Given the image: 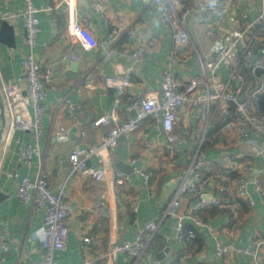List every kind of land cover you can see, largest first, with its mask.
I'll return each mask as SVG.
<instances>
[{
  "label": "crops",
  "instance_id": "0c3cea01",
  "mask_svg": "<svg viewBox=\"0 0 264 264\" xmlns=\"http://www.w3.org/2000/svg\"><path fill=\"white\" fill-rule=\"evenodd\" d=\"M107 1L111 17L121 29H130L132 35L122 33L117 40L110 42L107 27L91 10L89 0H77L79 14L91 24L98 45L90 51L81 50L77 43L72 45L71 54L81 58L72 75H67L70 62L63 61L69 46L63 9L38 14L40 31L34 56L40 63L42 75L52 72L53 82L52 85L45 83L47 93L42 102L40 160L33 157L29 168L19 161V153L30 139L29 132L16 130L7 148H0V193L5 196L0 202V229L9 242V251L0 254V264H29L41 256V246L34 240L41 225V212L35 208L33 199L23 204L15 193L20 178L35 179L40 161L50 189L54 194L62 193L72 209L66 221L69 230L66 247L55 253L56 264H76L84 258L95 259L96 264H148L152 260L162 264H222L214 254L217 240L237 248V252L231 255L233 264H264V245L253 246L252 253H244L253 242L264 244V199L255 194L251 184L254 178L264 181V158L250 156L249 149L235 137L222 139L218 131L219 136L211 149H205L204 157L209 164L203 171L204 182L198 185L199 196L220 199L221 205L206 208L198 214L211 231L196 226L192 220L183 219L184 228L195 231V238L184 243L174 239L176 219L163 217V214L188 166L186 150L189 145L181 141L178 152L169 154L165 134L156 122L140 121L132 134L121 137L117 147L104 154L106 177L103 181L70 175L68 156L73 148L95 144L107 135L108 128L91 127L96 117L114 111L117 123L134 119L136 113L129 109L127 97L142 98L160 91L161 75L171 45L170 34L159 22L151 0ZM184 2L190 5L193 0ZM53 3L54 0H34L38 7ZM21 8L22 0H0V14H15L7 20L11 25L8 24L9 28L0 36V89L3 84L16 85L21 72L20 64L26 52ZM200 34L196 36H203ZM143 42L151 44L145 59L138 61L119 54ZM43 44H47L46 49ZM116 63L132 71V85L127 95L119 98L117 107L114 89L103 85L105 77L114 76ZM64 99L72 105L71 114L65 109ZM194 114L193 110L185 109L178 114L174 133L181 140L189 132L195 138L198 124ZM222 153H242L250 164L252 208L236 198L235 173H229L217 162ZM90 164L97 166L99 157H92ZM116 172L128 177L120 197L114 193ZM143 173L151 176L147 186L141 176ZM102 193L106 195L107 217H100L92 211ZM198 199L183 198L179 213L185 217L189 206ZM155 215L161 217L158 229L148 236L146 249L137 261H132L124 253L112 258L107 256L111 246L132 240L138 228ZM83 238L90 239L85 252L80 248Z\"/></svg>",
  "mask_w": 264,
  "mask_h": 264
},
{
  "label": "built area",
  "instance_id": "2783aa9c",
  "mask_svg": "<svg viewBox=\"0 0 264 264\" xmlns=\"http://www.w3.org/2000/svg\"><path fill=\"white\" fill-rule=\"evenodd\" d=\"M91 10L98 14L99 19L107 27L108 39L114 42L123 33L132 35L130 29H121L120 24L111 17L107 0H89ZM151 6L158 12L159 22L166 27L171 37V45L166 57V66L161 75L160 91L146 94L142 98L127 97L129 109L135 111L136 117L117 123L114 111L96 117L91 127L94 129L108 128L106 137L89 146H76L68 156L70 175H79L101 182L106 177V160L104 154L115 149L121 137H127L144 119L156 122L164 132L169 154L178 152V144L183 140L174 133L177 116L181 110H193L198 124L199 138L197 149L188 146L186 150L188 166L180 184L174 191L163 217L176 219L174 239L180 243L195 238L194 229H185L183 219H189L198 227H206L198 214L211 207H219L220 199L199 198L198 185L203 181V171L208 167V160L201 154L207 136L218 118L226 121L220 127L221 138H237L242 146L249 149L250 156L264 158V112L255 105L258 96L264 95V0H193L188 5L184 0H151ZM63 9L66 26L65 34L69 42L65 62H78L80 56L71 54L75 43L81 50L90 51L98 45L92 26L79 14L77 0H54L53 4L36 6L34 0H22L20 17L25 32L24 44L26 52L21 60V72L17 84H3L0 89L5 117L8 121L2 135L0 148H7L13 132L16 130L29 132L30 139L19 153V161L26 167L31 166L33 157L41 158L39 144L42 138V102L47 93V85H52L51 71L42 75L40 63L35 59L34 49L40 31L38 14L54 13ZM15 14L2 13L0 20L7 21ZM192 18L194 25L203 26L200 32L210 41L208 48L211 61L204 62L197 48L193 45L187 30V20ZM11 25V24H9ZM200 34V35H201ZM148 42L139 43L131 49L122 50L119 54L125 58L143 60L150 53ZM47 48V44H43ZM224 70L226 78H222ZM131 70L123 69L118 63L114 67V76L105 77L103 85L112 88L116 93L115 107L119 98L127 95L131 87ZM248 83V84H247ZM243 96L242 101L240 98ZM65 109L71 114L72 105L64 99ZM186 121L188 118L185 117ZM187 127L190 126L186 122ZM198 136V137H197ZM187 144V143H186ZM224 153V152H223ZM219 154L217 162L229 173H235L234 194L245 201L250 208L254 201L249 193V176L252 168L244 160L242 153ZM92 157H99V164H90ZM89 162V163H88ZM145 186L148 185L150 174H141ZM128 177L116 172L113 180L114 193L121 196V190ZM204 182V181H203ZM252 189L264 199V181L254 178ZM17 198L26 204L33 199L35 208L41 212V225L36 231L34 240L41 246V256L29 264H56L54 255L66 247L68 238L67 219L72 213L70 205L65 202L63 194H54L50 189L47 175L39 162L34 180L22 177L18 180L15 190ZM183 198H196L189 206L184 217L179 213ZM92 211L100 217H107L106 195L100 194ZM160 216L155 215L138 228L132 240L123 241L110 247L109 258L124 253L132 261H137L143 254L148 243V236L154 234L159 226ZM89 238H83L80 246L88 251ZM264 245L253 242L244 253H252V247ZM9 251V242L0 229V254ZM237 248L228 242L216 241L214 254L222 264H233L231 255ZM76 264H96L92 258H84ZM148 264H162L152 260Z\"/></svg>",
  "mask_w": 264,
  "mask_h": 264
},
{
  "label": "rangeland",
  "instance_id": "374dc122",
  "mask_svg": "<svg viewBox=\"0 0 264 264\" xmlns=\"http://www.w3.org/2000/svg\"><path fill=\"white\" fill-rule=\"evenodd\" d=\"M162 25V24H161ZM164 29H166V27L164 25H162ZM187 30L189 32L191 41L193 43V45L195 47H197L201 58L204 62L207 61H211L212 57L209 56V52H208V48L210 45V41L206 39V37H197L196 34L198 35V33L200 32H204V27L199 25L198 27H196L194 25V21L192 18H189L187 20ZM196 33V34H195ZM222 74V78L225 79L226 78V73L224 70L221 71ZM248 84V83H247ZM243 96L240 98V101H242ZM198 136H200L202 133L199 131H196ZM197 136V137H198ZM182 140L184 143H187L188 145L192 146V148L197 149L198 145H199V138H193V134L192 132L186 133L185 136L183 135ZM205 152V148H203V150L201 151V154H203Z\"/></svg>",
  "mask_w": 264,
  "mask_h": 264
},
{
  "label": "trees",
  "instance_id": "16d2710c",
  "mask_svg": "<svg viewBox=\"0 0 264 264\" xmlns=\"http://www.w3.org/2000/svg\"><path fill=\"white\" fill-rule=\"evenodd\" d=\"M255 105L258 107L260 111L264 112V95H260L257 97L255 101ZM228 121H229L228 119L226 121L223 117H221V118H218L216 122L213 123V127L209 131L208 136H207L208 139H207V147L205 148L206 150L211 149V147L213 146V144L215 143V141L217 140L219 136L218 131L220 130V127H222Z\"/></svg>",
  "mask_w": 264,
  "mask_h": 264
},
{
  "label": "water",
  "instance_id": "95a60500",
  "mask_svg": "<svg viewBox=\"0 0 264 264\" xmlns=\"http://www.w3.org/2000/svg\"><path fill=\"white\" fill-rule=\"evenodd\" d=\"M9 28L8 24L5 21L0 20V36L1 34ZM65 63V62H63ZM78 67V63L73 61L69 63V67L67 70V75H72V72L76 71ZM5 122H6V117H5V112H4V105L2 101V97L0 94V144L2 140V135L5 127ZM124 169V167H122ZM3 197H5L2 193H0V202L2 201Z\"/></svg>",
  "mask_w": 264,
  "mask_h": 264
}]
</instances>
